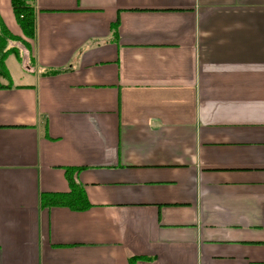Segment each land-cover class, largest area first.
Masks as SVG:
<instances>
[{
    "label": "crops",
    "instance_id": "1",
    "mask_svg": "<svg viewBox=\"0 0 264 264\" xmlns=\"http://www.w3.org/2000/svg\"><path fill=\"white\" fill-rule=\"evenodd\" d=\"M34 10L0 0V264H264V0ZM67 167L90 208L40 207Z\"/></svg>",
    "mask_w": 264,
    "mask_h": 264
},
{
    "label": "trees",
    "instance_id": "2",
    "mask_svg": "<svg viewBox=\"0 0 264 264\" xmlns=\"http://www.w3.org/2000/svg\"><path fill=\"white\" fill-rule=\"evenodd\" d=\"M10 5L18 26L22 33L33 39L35 35V10L34 0H10ZM116 25L113 27V35L116 34ZM16 39L0 19V75L8 77V71L5 65L6 57L12 53V49H5L4 41ZM58 70H50L47 73H56ZM79 168L67 167L64 169V175L67 180L69 190L64 193H41L39 204L42 208L67 207L73 211H83L90 208L83 186L77 181L76 176Z\"/></svg>",
    "mask_w": 264,
    "mask_h": 264
},
{
    "label": "rangeland",
    "instance_id": "3",
    "mask_svg": "<svg viewBox=\"0 0 264 264\" xmlns=\"http://www.w3.org/2000/svg\"><path fill=\"white\" fill-rule=\"evenodd\" d=\"M12 50H13V49H12ZM11 62H12V63H11L12 65H14V64L16 65V63H15V62H13V61H11Z\"/></svg>",
    "mask_w": 264,
    "mask_h": 264
}]
</instances>
